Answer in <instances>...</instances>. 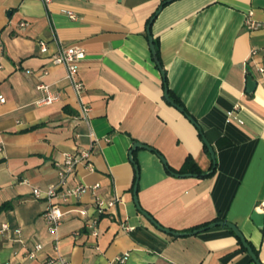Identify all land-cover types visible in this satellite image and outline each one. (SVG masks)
Segmentation results:
<instances>
[{
  "label": "crops",
  "instance_id": "obj_1",
  "mask_svg": "<svg viewBox=\"0 0 264 264\" xmlns=\"http://www.w3.org/2000/svg\"><path fill=\"white\" fill-rule=\"evenodd\" d=\"M165 1L0 0V264H46L61 255L69 264H113L124 254L125 264H256L228 227L175 236L138 210L130 156L136 143L155 150L135 148L133 159L140 205L163 228L190 232L229 221L264 264V226L252 219L264 213V0L165 4L151 26L164 79L148 21ZM248 19L260 26L251 28ZM69 46L86 51L78 67L93 146L79 118L81 98L65 67L53 63ZM249 77L257 81L253 92ZM45 83L61 94L58 102L37 103ZM165 85L200 129L168 102ZM203 136L216 154L212 175H173L168 168L182 170L189 157L203 174L211 170ZM75 149H92V169L77 164L68 186L100 184L98 194L119 200L112 215L100 217L97 236L77 212L94 211L91 192L71 202L56 198L67 211L56 233L42 218L47 200L33 194L35 186L59 183L55 164Z\"/></svg>",
  "mask_w": 264,
  "mask_h": 264
},
{
  "label": "built area",
  "instance_id": "obj_2",
  "mask_svg": "<svg viewBox=\"0 0 264 264\" xmlns=\"http://www.w3.org/2000/svg\"><path fill=\"white\" fill-rule=\"evenodd\" d=\"M46 5H48L52 0H41ZM68 15L72 19H76V15L73 12H68ZM247 24L251 28H257L260 26L254 19H248ZM22 27L26 26V22H21ZM39 45L41 52H48V44L45 40H40ZM255 53V51L253 52ZM86 57L85 49L78 46L64 47L58 50L53 55V63L55 65H62L66 69V78L70 81L76 95L81 98V108L79 118L86 124L88 128V136L92 141V146L94 145L95 136L91 128L90 123V107L82 102V95L85 90V85L79 78V63ZM260 72L264 77V65L259 68ZM39 90L44 92V96L41 97L37 103L39 105H51L58 102L61 99V94L59 92H54L49 84H40ZM6 98L0 95V102L4 103ZM2 152V147H0V153ZM92 149H75L73 152L65 153L63 161H57L56 167L58 169L60 181L56 185H49L48 188L42 189L39 187L33 188V194L36 199L44 198L48 202L46 210L42 214L44 223H46L49 231L51 233H56L59 226L66 217L67 211H65L61 204L56 201L59 196L63 202H71L72 200L80 199L87 192H91L94 196L93 204L94 211L91 212L86 208H79L77 212L85 218V226L89 228L93 235L97 236L99 234V219L105 215H112L115 209V205L118 203V199H105L103 196L97 193L100 188V184L87 185L84 183H79L74 186H68V179L75 174L77 164H86L89 169H92L91 165ZM125 230L130 231L133 229L131 226H124ZM8 229V225L4 224L1 232ZM17 234H21V229H16ZM42 246L38 244L36 249H40ZM35 253L32 252L30 257L33 258ZM128 259V254L123 256H118L113 262V264H125ZM70 261L64 256H56L49 258L46 264H69ZM7 264V263H4Z\"/></svg>",
  "mask_w": 264,
  "mask_h": 264
},
{
  "label": "water",
  "instance_id": "obj_3",
  "mask_svg": "<svg viewBox=\"0 0 264 264\" xmlns=\"http://www.w3.org/2000/svg\"><path fill=\"white\" fill-rule=\"evenodd\" d=\"M171 1L172 0H166L164 2V4L158 10V12L155 14V16H153L151 18V20L149 21L150 23L148 25V34H149L148 36H149L151 50H152L153 56L155 58L156 64L158 65L159 69L161 70V73H162V76H163L164 79H165V76L166 75H165V71L163 70V68L161 66V63H160V61L158 59V55H157V50L155 48L154 39H153V36L151 34V26H152V24H153V22H154V20H155V18L157 16V14L162 9V7L165 4H167V3L171 2ZM256 87H257V81L255 79H253L252 77H249V79H248V85L246 87L247 88V91L248 92H253V91H255ZM165 98L168 100V102H170L172 105H174L175 107H177L181 112L185 113L187 115V117L189 118V120H191V122H193L199 128L196 120L191 115H189L181 105H178L175 101L172 100V98H171V96L169 94V89H168V87L166 85H165ZM203 141L205 143V146H207V148L209 149V152L211 154V160L213 162V166H212L211 170L208 173H205L206 175H209V174H211V173H213L215 171L216 164H217V161H216L217 159H216V154H215V151H214L213 146H211V143L204 136H203ZM138 147L147 148V149L152 150V151H155V150H153L152 148H150L149 146H147L145 144L136 143V144H134V146H133V148L131 150V153H130L132 163L135 164V169H136V176L135 177H137V180H136L135 185H134V200H135V205L137 206L138 210L148 220L150 219V222L152 224H154L157 228H159L163 232H166V233H169V234H172V235H175V236L194 235V234H198V233L207 231L208 229H212V228H215V227H218V226L219 227L220 226L228 227L240 239V241H241L240 243L243 244L244 248L248 251V253L252 257V259L254 260V262L256 264H262V262L260 261L258 255L255 253L253 247L250 245V243L248 242V240L246 239V237L244 236V234L242 233V231L240 229H238L239 227L237 225L229 222V221L219 220V221L211 222L206 227L204 226V227H201V228L192 230L190 232H178V231H175V230H172V229H169V228H165V227L163 228V226L161 224H159L157 222V220L149 212H147L146 210H144L142 208V206L140 205V202H139L138 191H137L138 190L139 168H138V165L135 163V160L133 159V153L135 151V148H138ZM160 157L163 160L162 162H164L165 161L164 158L162 156H160ZM171 173L173 175H175V176H181V177L197 176L196 174H192V173H175V172H171ZM252 219L254 220V222L256 223V225L259 228H262L264 226V213L254 212V214L252 216Z\"/></svg>",
  "mask_w": 264,
  "mask_h": 264
},
{
  "label": "trees",
  "instance_id": "obj_4",
  "mask_svg": "<svg viewBox=\"0 0 264 264\" xmlns=\"http://www.w3.org/2000/svg\"><path fill=\"white\" fill-rule=\"evenodd\" d=\"M155 16V15H154ZM151 20V19H150ZM149 22V21H148ZM157 55H158V50H157ZM172 98V100L173 101H175L178 105L180 104V101L178 100V99H176V98H174L173 96L171 97ZM206 147V146H205ZM207 148V147H206ZM169 169V171L170 172H175V173H192V174H196V175H198V176H210V175H212V173L211 174H209V175H206L205 173L203 174V172H201V170L199 169V167L195 164V162L189 157V159H187V161H186V163H185V167L182 169V170H180V171H175V170H173V169H171V168H168ZM135 182H136V179H135ZM134 185H135V183H134ZM5 209V206L4 205H2V206H0V213L3 211ZM216 221H219V219H217ZM211 222H208V223H205V224H202V225H199V226H196V227H194V228H192V230H195V229H198V228H201V227H206L208 224H210ZM191 230V231H192ZM234 235H235V233L232 231V230H230ZM236 236V235H235ZM237 237V236H236ZM238 238V237H237ZM238 240H239V243L241 242L240 241V239L238 238ZM242 246H243V244L242 243H240ZM250 245L253 247V249H254V251H255V253L258 255V251L256 250V248L250 243ZM244 247V246H243Z\"/></svg>",
  "mask_w": 264,
  "mask_h": 264
}]
</instances>
